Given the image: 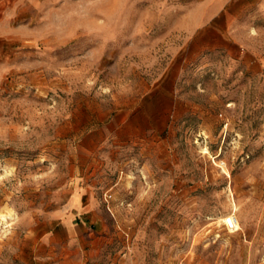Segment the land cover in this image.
I'll use <instances>...</instances> for the list:
<instances>
[{
    "label": "rangeland",
    "instance_id": "374dc122",
    "mask_svg": "<svg viewBox=\"0 0 264 264\" xmlns=\"http://www.w3.org/2000/svg\"><path fill=\"white\" fill-rule=\"evenodd\" d=\"M0 264H264V0H0Z\"/></svg>",
    "mask_w": 264,
    "mask_h": 264
},
{
    "label": "built area",
    "instance_id": "2783aa9c",
    "mask_svg": "<svg viewBox=\"0 0 264 264\" xmlns=\"http://www.w3.org/2000/svg\"><path fill=\"white\" fill-rule=\"evenodd\" d=\"M227 230L233 231L237 228L238 220L235 215L226 216L223 220Z\"/></svg>",
    "mask_w": 264,
    "mask_h": 264
},
{
    "label": "bare ground",
    "instance_id": "6f19581e",
    "mask_svg": "<svg viewBox=\"0 0 264 264\" xmlns=\"http://www.w3.org/2000/svg\"><path fill=\"white\" fill-rule=\"evenodd\" d=\"M3 216H5V215H3ZM238 225H239V223L237 224V228H238ZM237 228H236V230H237Z\"/></svg>",
    "mask_w": 264,
    "mask_h": 264
}]
</instances>
